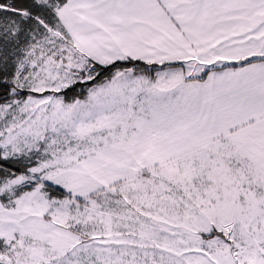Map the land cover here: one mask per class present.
<instances>
[{
  "label": "snow or ice",
  "instance_id": "1",
  "mask_svg": "<svg viewBox=\"0 0 264 264\" xmlns=\"http://www.w3.org/2000/svg\"><path fill=\"white\" fill-rule=\"evenodd\" d=\"M0 162V264H264V0H0Z\"/></svg>",
  "mask_w": 264,
  "mask_h": 264
},
{
  "label": "trees",
  "instance_id": "2",
  "mask_svg": "<svg viewBox=\"0 0 264 264\" xmlns=\"http://www.w3.org/2000/svg\"><path fill=\"white\" fill-rule=\"evenodd\" d=\"M17 2H24V0H17ZM118 64L122 65V66H132V65H128L127 62H117ZM139 63L140 65H144V62H136ZM178 64V63H176ZM111 68V66H109ZM115 70V68H111V71H106L104 73L103 77H100L98 79L107 77L109 75L112 74V72ZM90 83H78L75 86H73L71 89H66L63 92V95L65 96V98L70 101L73 98H78V97H82L85 93H86V88H83L87 85H89ZM82 88V89H81ZM19 168L18 165L12 164L10 162H0V169H12L13 171H16ZM20 171H23V169H20ZM3 173L0 172V176H2Z\"/></svg>",
  "mask_w": 264,
  "mask_h": 264
},
{
  "label": "rangeland",
  "instance_id": "3",
  "mask_svg": "<svg viewBox=\"0 0 264 264\" xmlns=\"http://www.w3.org/2000/svg\"><path fill=\"white\" fill-rule=\"evenodd\" d=\"M179 65H180V63L176 64V66H179ZM140 66H141V67H149L150 70H151V69L160 70L161 67H162V66H159V65L146 66L145 64H144V65H140ZM185 70H186V66H185ZM114 71H115V70H114ZM114 71H113V72H114ZM151 74L154 76V75H155V72L152 71ZM201 75H203V73H201ZM109 76H110V75H109ZM107 77H108V76H107ZM101 79H103V78H101ZM101 79H98V80H101ZM205 79H206V77H205ZM78 83H90L89 85L83 87V88H86V93H85L82 97H78V98H77V99H84V98L87 96V90H88V88L94 86V84H95L96 82L88 81V82H78ZM78 83H77V84H78ZM75 85H76V84H75ZM75 85H73V86H75ZM73 86H72V87H73ZM81 89H82V88H81ZM64 91H65V90H64ZM61 95H63V92L61 93ZM64 98H65V96H64ZM65 100L68 101L66 98H65ZM70 101H71V100H70Z\"/></svg>",
  "mask_w": 264,
  "mask_h": 264
},
{
  "label": "crops",
  "instance_id": "4",
  "mask_svg": "<svg viewBox=\"0 0 264 264\" xmlns=\"http://www.w3.org/2000/svg\"><path fill=\"white\" fill-rule=\"evenodd\" d=\"M176 63H181V62H176Z\"/></svg>",
  "mask_w": 264,
  "mask_h": 264
}]
</instances>
